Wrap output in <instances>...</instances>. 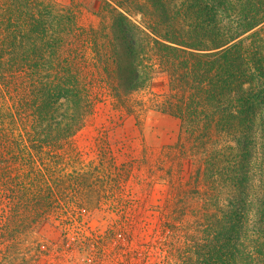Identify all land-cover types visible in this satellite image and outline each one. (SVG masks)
<instances>
[{
    "label": "trees",
    "instance_id": "16d2710c",
    "mask_svg": "<svg viewBox=\"0 0 264 264\" xmlns=\"http://www.w3.org/2000/svg\"><path fill=\"white\" fill-rule=\"evenodd\" d=\"M98 1L88 28L57 0H0V232L53 206L49 176L98 90L129 106L163 72L156 105L200 160L203 202L165 226L166 264H264V0Z\"/></svg>",
    "mask_w": 264,
    "mask_h": 264
},
{
    "label": "rangeland",
    "instance_id": "374dc122",
    "mask_svg": "<svg viewBox=\"0 0 264 264\" xmlns=\"http://www.w3.org/2000/svg\"><path fill=\"white\" fill-rule=\"evenodd\" d=\"M57 1L72 6L83 26L100 24L98 0ZM169 81L157 72L130 96V107L97 91L92 113L66 146L65 164L49 176L55 203L35 219L34 210L21 211L25 232L4 225L3 256L19 254L31 264H166L165 226L194 220L203 203L200 160L179 120L156 105ZM1 202L0 221L8 210Z\"/></svg>",
    "mask_w": 264,
    "mask_h": 264
}]
</instances>
